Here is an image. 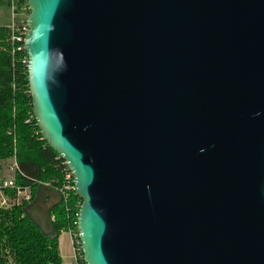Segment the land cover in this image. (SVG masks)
<instances>
[{
    "label": "water",
    "instance_id": "water-1",
    "mask_svg": "<svg viewBox=\"0 0 264 264\" xmlns=\"http://www.w3.org/2000/svg\"><path fill=\"white\" fill-rule=\"evenodd\" d=\"M28 6L33 116L84 263L264 264V0Z\"/></svg>",
    "mask_w": 264,
    "mask_h": 264
},
{
    "label": "trees",
    "instance_id": "trees-1",
    "mask_svg": "<svg viewBox=\"0 0 264 264\" xmlns=\"http://www.w3.org/2000/svg\"><path fill=\"white\" fill-rule=\"evenodd\" d=\"M25 2L24 0H22ZM9 0H0L9 8ZM23 52H13L8 26H0V172L16 156V184L32 196L42 188L62 189L66 166L42 140L33 116L28 69ZM81 199L71 192L52 210V235H46L28 216L27 205L0 209V264H63L59 236L74 234L78 264H85L77 232Z\"/></svg>",
    "mask_w": 264,
    "mask_h": 264
},
{
    "label": "built area",
    "instance_id": "built-area-1",
    "mask_svg": "<svg viewBox=\"0 0 264 264\" xmlns=\"http://www.w3.org/2000/svg\"><path fill=\"white\" fill-rule=\"evenodd\" d=\"M9 10H10V24L8 25V30L10 33V42L13 47V52H23L25 53L24 44L29 32L28 27V17L30 15V10L28 6V0H9ZM26 54V53H25ZM27 56V55H26ZM26 67L28 65V57L23 62ZM58 160H61L58 157ZM63 161V160H62ZM64 162V161H63ZM65 166V162L63 163ZM19 171V166L17 161L8 169L10 176L0 175V209L8 210L14 207H19L24 203H31L33 201V196L29 188H23L16 184V175ZM74 192V181L72 174L68 171L66 166V174L64 176V183L59 194L61 198L67 199L69 194ZM73 240L74 234H71ZM78 260V254H76V261Z\"/></svg>",
    "mask_w": 264,
    "mask_h": 264
},
{
    "label": "crops",
    "instance_id": "crops-1",
    "mask_svg": "<svg viewBox=\"0 0 264 264\" xmlns=\"http://www.w3.org/2000/svg\"><path fill=\"white\" fill-rule=\"evenodd\" d=\"M60 203V194L44 187L34 195L33 201L27 205L28 216L48 236L52 235L51 224L54 219L51 214L52 210ZM59 252L63 264H78L75 260L77 249L71 233L63 232L59 236Z\"/></svg>",
    "mask_w": 264,
    "mask_h": 264
},
{
    "label": "rangeland",
    "instance_id": "rangeland-1",
    "mask_svg": "<svg viewBox=\"0 0 264 264\" xmlns=\"http://www.w3.org/2000/svg\"><path fill=\"white\" fill-rule=\"evenodd\" d=\"M10 24V10L9 8L0 3V26H6ZM16 156H14L12 159L5 161L3 163V169L0 172V175L3 176L5 175L6 177L10 176L8 173V169L10 166L14 163ZM79 243V241H77ZM78 253V252H77ZM76 260V258H75Z\"/></svg>",
    "mask_w": 264,
    "mask_h": 264
}]
</instances>
